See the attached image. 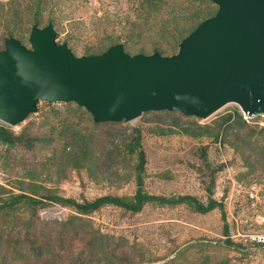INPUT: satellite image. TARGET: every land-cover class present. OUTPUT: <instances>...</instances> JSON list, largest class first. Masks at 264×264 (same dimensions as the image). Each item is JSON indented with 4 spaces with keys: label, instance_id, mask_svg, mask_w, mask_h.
<instances>
[{
    "label": "rangeland",
    "instance_id": "374dc122",
    "mask_svg": "<svg viewBox=\"0 0 264 264\" xmlns=\"http://www.w3.org/2000/svg\"><path fill=\"white\" fill-rule=\"evenodd\" d=\"M217 11L212 0H0V49L12 37L30 47L32 28L52 24L76 56L117 44L130 55L172 56ZM0 127L25 138L0 139V204L17 195L39 201L0 210V264H264L243 238L264 229L256 220L264 216V114L230 103L206 119L161 110L96 123L74 101L42 100L24 121ZM137 130L146 192L223 208L147 202L137 212L112 203L83 211L60 199H132L140 159L125 147Z\"/></svg>",
    "mask_w": 264,
    "mask_h": 264
},
{
    "label": "water",
    "instance_id": "95a60500",
    "mask_svg": "<svg viewBox=\"0 0 264 264\" xmlns=\"http://www.w3.org/2000/svg\"><path fill=\"white\" fill-rule=\"evenodd\" d=\"M177 54L130 55L123 44L76 56L52 24L31 30L30 47L9 38L0 49V120L17 125L38 104L74 101L96 123L132 121L146 111L206 119L235 103L264 114V0H212Z\"/></svg>",
    "mask_w": 264,
    "mask_h": 264
},
{
    "label": "trees",
    "instance_id": "16d2710c",
    "mask_svg": "<svg viewBox=\"0 0 264 264\" xmlns=\"http://www.w3.org/2000/svg\"><path fill=\"white\" fill-rule=\"evenodd\" d=\"M23 136L21 137H14L9 131H7L6 129H4V127H0V139H2L3 141H6L8 143L13 144L16 140H20L22 139ZM141 132L140 130L136 131V135L133 139V141L131 143H129L125 149L127 152L134 154L137 153L139 155V159L140 162L137 166V171H136V177H137V183H138V189L135 193V195L133 196L132 199H127V198H120V197H115V196H103L100 198H97L96 200H94L93 202L90 203H85V204H79L76 203L72 200H65L60 198L61 200H63L64 202H68L70 204H73L76 208L83 210V211H88L91 209H95L98 208L106 203H112V204H116L119 205L121 207H124L128 210L131 211H140L143 207V205L147 202H157L160 204H177L180 202H187L188 204H192V206H194V208H196L198 211L202 212V213H206L209 212L215 208H223V203L218 202L214 199H211L207 204L203 203L201 201H199L196 197L194 196H182L179 198L176 197H163V196H157V195H151L148 192H146L143 189V176L142 173L145 169V151L143 149V146L141 144ZM23 140H25V138H23ZM29 141V139H27ZM29 197L26 195H17L16 197L5 201L3 204H0V210L11 207V206H15L17 203H19L20 201L24 200V199H28ZM31 202L33 204H39V201L35 200V199H31Z\"/></svg>",
    "mask_w": 264,
    "mask_h": 264
},
{
    "label": "built area",
    "instance_id": "2783aa9c",
    "mask_svg": "<svg viewBox=\"0 0 264 264\" xmlns=\"http://www.w3.org/2000/svg\"><path fill=\"white\" fill-rule=\"evenodd\" d=\"M245 115L247 114L245 113ZM251 199H253V205H257L258 203H260L259 197L254 193L251 195ZM256 220H259L257 222H259L261 225H264L263 215H257ZM239 235L242 236L240 232ZM243 238L245 240V245H250L252 248L251 250H256L264 254V229H262L261 231H252L250 233L243 234ZM246 241H248V243H246Z\"/></svg>",
    "mask_w": 264,
    "mask_h": 264
}]
</instances>
